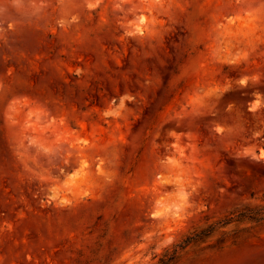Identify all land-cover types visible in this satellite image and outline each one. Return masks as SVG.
Listing matches in <instances>:
<instances>
[{
	"label": "rangeland",
	"instance_id": "rangeland-1",
	"mask_svg": "<svg viewBox=\"0 0 264 264\" xmlns=\"http://www.w3.org/2000/svg\"><path fill=\"white\" fill-rule=\"evenodd\" d=\"M259 210L264 0H0V264H264Z\"/></svg>",
	"mask_w": 264,
	"mask_h": 264
},
{
	"label": "trees",
	"instance_id": "trees-1",
	"mask_svg": "<svg viewBox=\"0 0 264 264\" xmlns=\"http://www.w3.org/2000/svg\"><path fill=\"white\" fill-rule=\"evenodd\" d=\"M240 216H243V217H249V218H252L254 219L255 221H260L263 219L264 217V213L259 210L255 213V215H247V213H244V212H241L240 213ZM231 219L229 218H225L223 220H220L218 221L217 223L213 224V226H208L207 228L205 229H202L200 230L199 232L193 234L192 236H188L185 240H183L179 245L178 247L180 249L184 248L185 246H187L189 243L191 242H195L196 240H198L199 238H201L203 235H206V234H209L212 232L213 230V227L214 226H223L227 223L230 222ZM175 252V251H174ZM171 260V258L167 259V260H162L161 261V264H168V262Z\"/></svg>",
	"mask_w": 264,
	"mask_h": 264
}]
</instances>
